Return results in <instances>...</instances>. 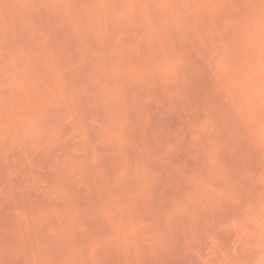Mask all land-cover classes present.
I'll list each match as a JSON object with an SVG mask.
<instances>
[{"label": "rangeland", "instance_id": "rangeland-1", "mask_svg": "<svg viewBox=\"0 0 264 264\" xmlns=\"http://www.w3.org/2000/svg\"><path fill=\"white\" fill-rule=\"evenodd\" d=\"M0 264H264V0H0Z\"/></svg>", "mask_w": 264, "mask_h": 264}]
</instances>
